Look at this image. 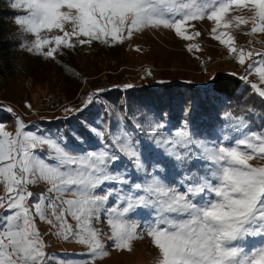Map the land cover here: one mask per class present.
Returning <instances> with one entry per match:
<instances>
[{
    "label": "snow or ice",
    "instance_id": "1",
    "mask_svg": "<svg viewBox=\"0 0 264 264\" xmlns=\"http://www.w3.org/2000/svg\"><path fill=\"white\" fill-rule=\"evenodd\" d=\"M10 6L24 13L14 22L35 37L21 47L49 59L94 41L123 43L149 28L171 29L189 41L200 35L187 31L194 27L189 22L207 18L215 22L212 38L245 67L239 78L264 100V88L248 80L255 72L264 83V50L239 47L231 34L218 33L226 13L247 8L250 16L229 23L264 34V0H12ZM215 83L212 77L210 86ZM104 91L63 108L58 119L79 124L66 135L28 130L11 107L0 108L15 123L12 132L0 122V264H52L58 254L47 252L38 220L56 239L85 246L82 255L90 258L65 254L57 264H93L109 256L108 243L131 252L145 236L158 250L157 264H264V164L251 163L264 160V128L249 131V119L227 112L226 129L214 139L193 131L187 118L164 136L163 118L113 109L101 124L85 112ZM192 112L190 105L185 116ZM38 184L46 190L37 194L30 186ZM133 216L143 220L142 230ZM105 221L110 234L95 227Z\"/></svg>",
    "mask_w": 264,
    "mask_h": 264
},
{
    "label": "rangeland",
    "instance_id": "2",
    "mask_svg": "<svg viewBox=\"0 0 264 264\" xmlns=\"http://www.w3.org/2000/svg\"><path fill=\"white\" fill-rule=\"evenodd\" d=\"M11 2L12 0H2L5 8L11 11L9 17L12 36L20 42L14 52L20 70L1 80L3 83L0 86V108L11 107L30 126L28 130L47 131L39 125L46 120L54 119L60 122L56 126L58 130L66 125H69L67 132L75 127L79 128V124L73 127L70 125L73 120L58 118L63 116L64 107H80L87 95L94 93L97 89L102 88L105 91L99 94L93 105L100 104L107 109H113L114 112L126 113L129 117L148 112L149 115L155 114L159 120L161 119L158 115L159 108L156 109L152 101H146L143 98L138 103L121 101L119 97L121 90L131 97V95L142 93L145 90L144 87L159 86L164 83L186 82L192 86L206 88L215 75L235 73L234 77L238 79L246 75L245 67L240 66L230 57L225 46L212 38L211 29L215 26V22L207 18L189 22L194 27H187L188 32H200L199 36H194L189 41L177 37L171 29L149 28L134 34L131 39H126L123 43L109 45L94 41L91 45L79 46L74 50L62 49L55 59L45 58L43 55L27 52L21 47L22 43H31L35 37L24 33L14 22L17 15L24 13L13 9L10 6ZM236 15L247 18L251 12L247 8L230 10L222 19L218 33L223 31L231 34L239 47L264 50V34H250V24L236 28L234 21L229 23ZM224 24L229 26L224 28ZM188 43L199 45V49L189 52L186 47ZM137 48L140 50L137 51ZM248 80L264 88V83L260 82L255 72L248 75ZM240 81L245 83L241 79ZM125 84H131L133 87L126 89ZM100 102L104 104L101 105ZM27 104H31V108L27 107ZM2 113L6 114V119L0 122L5 123L6 130L14 132L15 123L12 116L6 112ZM258 115L252 116L249 131L264 128V122L261 125L256 122ZM89 118L101 124L108 123L111 119L106 111L103 118L99 115H91ZM172 118L174 120L171 121L163 118L166 127L161 130V133L164 136H168L183 125V121H178L177 117ZM227 123L228 118L222 115L220 124L210 130L197 128L192 130L199 131L202 137L214 139L220 129H226ZM47 132L55 134V132ZM210 132L213 135L210 136ZM98 146L96 142L91 145L93 149ZM251 163L261 165L264 164V160L257 158ZM30 190L38 194L46 190V186L33 185L30 186ZM0 194H3L2 187H0ZM130 219L136 220L140 230L143 229V220L135 216ZM69 222L75 225L71 218ZM37 224L45 238L47 252L58 254L52 264H57L59 257L65 254H67L65 258L90 259L82 255L87 251L85 246L74 240L68 242L58 240L48 232L49 225L39 220ZM95 227L102 233L110 234L106 221L96 223ZM104 239L108 243L106 235ZM106 250L110 253L109 256L97 258L93 264H157L159 257L158 250L147 236L135 241L131 252L115 251L110 243Z\"/></svg>",
    "mask_w": 264,
    "mask_h": 264
},
{
    "label": "trees",
    "instance_id": "3",
    "mask_svg": "<svg viewBox=\"0 0 264 264\" xmlns=\"http://www.w3.org/2000/svg\"><path fill=\"white\" fill-rule=\"evenodd\" d=\"M10 13L11 11L5 8L2 0H0V86L3 83L1 82L2 79L10 77L20 70L14 55L20 42L15 36H12ZM220 76L215 75V85H209L206 88L192 86L186 82L164 83L159 86L144 87L147 91L144 90L138 95H131V97L121 90L119 97L121 101L136 103L142 101V98L146 101H152V105L156 109L159 108L158 115L160 118H168L167 121H171L174 120L172 117L175 116L181 122L187 118L191 129L210 130L220 124L222 115L227 112H232L234 116L243 115L252 121V116L246 111L248 108H253L255 113L259 114L256 122L261 125L264 122V100L255 95L247 83H241L240 79L231 75ZM100 103L101 105L104 104V102ZM190 105L193 112L186 117L185 109ZM106 109L100 104L92 105L85 112V115L89 117L99 115L103 118ZM165 113L167 115L163 116ZM4 119H6V114L0 112V121ZM59 123L57 119L46 120L39 126L47 131L63 132L66 135V129L69 125L58 130L56 126ZM70 125L72 127L78 126V121L73 120Z\"/></svg>",
    "mask_w": 264,
    "mask_h": 264
}]
</instances>
